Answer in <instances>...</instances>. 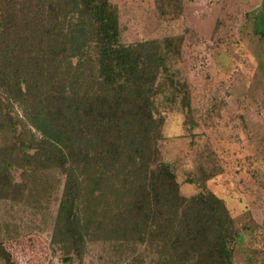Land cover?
I'll list each match as a JSON object with an SVG mask.
<instances>
[{
    "label": "trees",
    "instance_id": "1",
    "mask_svg": "<svg viewBox=\"0 0 264 264\" xmlns=\"http://www.w3.org/2000/svg\"><path fill=\"white\" fill-rule=\"evenodd\" d=\"M149 45L119 43L108 0H0V131L9 136L0 190L9 195L10 167L55 166L64 175L62 242L79 247L108 194L125 225L107 230L148 243L157 263L232 264L237 231L222 199L181 196L157 161L152 96L163 59Z\"/></svg>",
    "mask_w": 264,
    "mask_h": 264
},
{
    "label": "rangeland",
    "instance_id": "2",
    "mask_svg": "<svg viewBox=\"0 0 264 264\" xmlns=\"http://www.w3.org/2000/svg\"><path fill=\"white\" fill-rule=\"evenodd\" d=\"M108 2L119 43H149L163 59L152 96L162 121L157 161L169 165L181 196L222 199L237 231L232 264H264V0ZM14 111L22 113L18 104ZM8 139L0 131L1 148ZM34 169L10 167L9 195L0 190V264H164L148 243L107 230L125 224L106 193L93 205L94 232L77 249L62 242L64 175Z\"/></svg>",
    "mask_w": 264,
    "mask_h": 264
}]
</instances>
